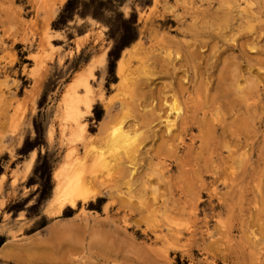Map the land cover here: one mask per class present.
I'll return each instance as SVG.
<instances>
[{
    "label": "rangeland",
    "instance_id": "obj_1",
    "mask_svg": "<svg viewBox=\"0 0 264 264\" xmlns=\"http://www.w3.org/2000/svg\"><path fill=\"white\" fill-rule=\"evenodd\" d=\"M80 75L93 90L85 131L62 103ZM119 121L136 128L137 154L106 152ZM68 154L111 182L58 208ZM262 204L264 0H0V264H264Z\"/></svg>",
    "mask_w": 264,
    "mask_h": 264
},
{
    "label": "bare ground",
    "instance_id": "obj_2",
    "mask_svg": "<svg viewBox=\"0 0 264 264\" xmlns=\"http://www.w3.org/2000/svg\"><path fill=\"white\" fill-rule=\"evenodd\" d=\"M247 3H248V1H247ZM249 10V9H248ZM225 14V13H224ZM226 17L228 18V14L226 15ZM35 59H37L36 57H35ZM35 59H34V61H35ZM33 60V59H32ZM41 61V60H40ZM36 62V61H35ZM61 62V61H60ZM44 63V62H43ZM42 63V64H43ZM40 64H41V62H40ZM41 64V66L40 67H42V69H43V66L44 65H42ZM38 66H39V64H38ZM26 68V67H25ZM28 68H29V66H28ZM27 68V69H28ZM36 68H37V66H36ZM40 69V68H39ZM38 69V70H39ZM25 70V69H24ZM121 71V70H120ZM39 72V71H38ZM37 72V73H38ZM119 72V71H118ZM26 73H28V72H26ZM31 73V72H30ZM35 73V72H34ZM34 73H33V76H34ZM119 73H121V72H119ZM44 74V73H43ZM46 74V73H45ZM40 75V74H39ZM28 76V75H27ZM38 78H39V76H37ZM123 77V76H122ZM45 78V77H44ZM125 78V77H124ZM123 78V80H125ZM90 78H88V76H83V75H80L79 77H77L71 84H69L68 85V87H66V89H65V92L63 93V95H62V103H63V106H64V115H65V117L71 122V124H72V126L75 128V129H77L78 131H83L85 128H84V123H83V120H82V116H83V112H89L90 111V109H91V98H90V94L92 93V84H91V82H90V80H89ZM121 79V78H120ZM32 82H33V80H32ZM234 82V81H233ZM34 83L36 84V82H35V79H34ZM231 83V82H230ZM235 83V82H234ZM31 84V83H30ZM30 84H29V86H30ZM102 84V83H101ZM240 84V83H239ZM28 85V84H27ZM228 85V84H227ZM32 86V85H31ZM34 86V85H33ZM234 86V85H233ZM239 86V85H238ZM235 87V86H234ZM237 87V86H236ZM231 88H233L232 86H231ZM23 89V88H22ZM25 89V88H24ZM34 89V88H33ZM32 89V90H33ZM36 89V88H35ZM40 89V88H39ZM38 89V90H39ZM79 89L81 90L80 92H79ZM223 89V88H222ZM240 89V88H239ZM37 90V91H38ZM233 90V89H232ZM27 91H29V89H27ZM26 91V92H27ZM238 91H240V90H237V92ZM30 92V94H31V90L29 91ZM36 92V91H35ZM223 92V91H222ZM28 93V92H27ZM239 93V92H238ZM237 93V94H238ZM32 95H34L33 93H32ZM32 95H31V97H32ZM37 97V96H36ZM16 97H14V99H15ZM28 98V97H27ZM39 98V97H38ZM13 99V100H14ZM31 99V98H30ZM33 99H36V98H32V100ZM38 100V99H37ZM10 100H8V102H9ZM19 101V100H18ZM17 101V99H16V103H18V105L16 106L15 104V108L13 107L14 105H10V107H12V108H14V109H16V113H14L15 114V116L13 115V112H11V114L9 115V113L7 114V117H8V115H9V117L11 116L12 118H13V116H14V118L12 119V121H16L18 124H19V122H20V120L21 119H23V120H25L24 118H22V115H23V113H24V104L22 105L21 104V102H20V104H19V102ZM28 102H31V101H28ZM40 102V101H39ZM29 104H32V103H29ZM37 104V103H36ZM60 104V103H59ZM33 105V104H32ZM35 107V106H34ZM7 108V106H5V109ZM27 108H29V107H27ZM218 108V107H217ZM216 108V109H217ZM10 110V111H15V110ZM214 109V108H213ZM28 110V109H27ZM30 110V109H29ZM29 110H28V112H29ZM185 110V109H184ZM26 111V110H25ZM171 111L174 113V116H173V119H170L168 116L165 118V126H166V129H167V131H170L171 130V128L174 126V122H175V120L178 118L179 119V116H180V114H181V108L180 107H178V106H175V107H173L172 109H171ZM212 111V110H211ZM30 112H31V110H30ZM214 112V111H213ZM252 112V111H251ZM185 113V112H184ZM5 114H6V112H5ZM36 114V113H35ZM35 114H34V116H35ZM90 114V113H89ZM221 115L223 114V113H220ZM47 115H50V114H47ZM215 115H216V113H215ZM185 116V115H184ZM26 117V116H25ZM181 117V116H180ZM223 117V116H222ZM251 117V116H250ZM56 118V117H55ZM55 118H54V120H55ZM85 118V117H84ZM87 118V117H86ZM85 118V119H86ZM183 118V117H182ZM11 119V118H10ZM51 119V118H50ZM209 119H211V118H209ZM9 120V118L7 119V121ZM205 120V119H204ZM10 121V120H9ZM26 121H28V119L26 120ZM89 121V120H88ZM181 121V120H180ZM208 121H210V120H208ZM11 122V121H10ZM21 122H22V120H21ZM31 122V121H30ZM111 122V121H110ZM120 123H115L116 125L118 124V126H116V127H113V128H111V127H109L108 125V127L109 128H111V130H110V132L108 131H106L105 129H106V124L103 126V127H100L101 129L100 130H102L103 131V133H104V131H106V135L105 136H103L102 135V133H101V135L103 136V138L105 139V141H106V144H107V146L109 147V149H110V151H108V149H107V151L106 152H110V153H112L111 152V150L113 151V150H117V149H120V148H122V149H124V150H126V153H128V155H129V152H131V153H138V150H139V146H140V143H136L135 141H136V136H138L139 134H137L136 135V133L134 132V131H137V130H132L133 128H134V126H133V128L132 129H130V125L128 126V127H126V125L125 126H122L121 125V121H119ZM183 122V121H182ZM206 122V121H205ZM212 122V121H211ZM219 122V121H218ZM7 123V122H6ZM24 123H26V122H24ZM23 123V124H24ZM60 123V122H59ZM123 123V122H122ZM207 123V126H205V127H209V125L208 124H210V122L208 123V122H206ZM8 124V123H7ZM12 124L13 123H10V125L9 126H11L12 128H10V129H13V126H12ZM50 124H52V123H50ZM56 124V123H55ZM112 124V123H111ZM113 124H114V122H113ZM184 124V123H183ZM182 124V125H183ZM244 124V123H243ZM22 125V124H21ZM21 125H19V126H21ZM8 126V125H7ZM14 126H15V123H14ZM52 126V125H51ZM87 126V125H86ZM202 126V125H201ZM22 127V126H21ZM107 127V128H108ZM132 127V126H131ZM180 127V126H179ZM204 127V128H205ZM244 127H246L245 125H244ZM69 128V127H68ZM108 128V129H109ZM214 128V127H213ZM9 129V128H8ZM17 129V128H16ZM201 129H203L202 127H201ZM200 129V130H201ZM209 129H210V127H209ZM208 129V130H209ZM86 130V129H85ZM84 130V131H85ZM205 130H207V129H205ZM212 130V129H211ZM14 131V130H13ZM16 131V130H15ZM22 131V130H21ZM55 131V130H54ZM53 132V131H52ZM203 132L204 131H202V134H203ZM211 132V131H210ZM55 133V132H54ZM53 133V134H54ZM99 133V132H98ZM200 133H201V131H200ZM13 134V133H12ZM15 134V133H14ZM26 134V133H25ZM206 134V133H205ZM209 134V133H208ZM213 134V133H212ZM86 135V134H85ZM141 135V134H140ZM11 136V135H10ZM22 136H23V134H22ZM52 136V135H51ZM55 136V135H54ZM91 136V135H90ZM95 136H97V138H98V135H94V139H95ZM193 136V135H192ZM200 136L202 137V135L200 134ZM205 137H202L203 139L205 138V141H207V136L206 135H204ZM210 136V135H209ZM14 137V136H13ZM18 137H19V135H18ZM24 137V136H23ZM50 137V136H49ZM15 138H17L16 136H15ZM47 138V137H46ZM55 138V137H54ZM92 138V137H91ZM96 138V141L98 140ZM103 138H102V141H103ZM50 139V138H49ZM93 139V140H94ZM182 139V138H181ZM209 139V138H208ZM211 139V138H210ZM90 140H92V139H90ZM90 140L88 141L87 140V142H90ZM92 140V141H93ZM48 141V140H47ZM51 141V140H50ZM58 141V140H57ZM210 141V140H209ZM17 142V141H16ZM49 142V141H48ZM47 142V143H48ZM52 142V141H51ZM54 142H55V140H54ZM54 142H52V143H54ZM183 142V141H182ZM199 142V141H198ZM98 143H99V141H98ZM142 143V142H141ZM60 144V143H59ZM88 144V143H87ZM91 144V143H90ZM93 144H97L96 142L95 143H93ZM101 144V143H100ZM49 145V144H48ZM57 145V144H56ZM55 145V146H56ZM70 145V144H69ZM143 145V144H142ZM51 146V145H50ZM72 146H74V145H72ZM72 146H70V147H72ZM95 146V145H94ZM103 146H105L104 144H103ZM176 146V145H175ZM189 146V145H188ZM199 146V145H198ZM201 146H203V145H200V147ZM13 147V146H12ZM16 147V146H15ZM14 147V148H15ZM68 147V146H67ZM76 147H77V145H76ZM76 147H73V149L74 148H76ZM84 147H86V146H84ZM99 147V146H98ZM101 147H102V144H101ZM101 147H99V148H101ZM190 148H191V146H189ZM188 147V148H189ZM87 148V147H86ZM92 148V147H91ZM93 148H97V145H96V147H93ZM107 148V147H106ZM174 148V147H173ZM51 149V148H50ZM79 149V148H78ZM84 149V148H83ZM121 149V150H122ZM175 149V148H174ZM61 150V149H60ZM81 150V149H80ZM99 149L97 148V151H98ZM101 150V152H99V153H97L96 151V153L94 154V160L97 162H100V164H107V160L105 159V158H103V156H105L104 154H102V149H100ZM189 150V149H188ZM70 151V150H69ZM74 151H76V150H74ZM83 151H85V150H83ZM129 151V152H128ZM17 152V151H16ZM60 152V151H59ZM63 152V151H62ZM79 152V151H78ZM86 152H87V150H86ZM92 152H93V150H92ZM118 152V151H117ZM81 153H82V151H81ZM107 153V154H108ZM114 153V152H113ZM126 153H124V152H122V153H119L121 156L124 154H126ZM236 153H240V152H236ZM63 154V153H62ZM79 154V153H78ZM87 154H88V152H87ZM86 154V155H87ZM91 153H89L87 156H89L88 157V160H89V158L91 157V155H90ZM93 154V153H92ZM115 154V153H114ZM114 154H111V155H113L112 157H114ZM244 154V153H243ZM82 155H83V153H82ZM109 155V154H108ZM119 155V156H120ZM123 155V156H124ZM127 155V154H126ZM127 155V156H128ZM134 155V154H133ZM234 155V154H233ZM247 155V154H246ZM245 154H244V156H246ZM248 155H249V153H248ZM78 156H81V155H75V157H73L72 156V154H71V157L69 156V154H68V158H66V161H65V163L61 166V167H56V168H58L55 172H54V178H55V180H56V183H55V186H54V193H53V196L51 195V202H53L54 204H56V206H58V208H61V207H63V205H65V204H67V205H70L72 208H73V206H75L76 204H77V202L78 201H82V203H83V201H86V200H88L93 194H92V191H91V188L88 186V184H89V180H91V179H87L86 178V176H85V173L86 172H88V173H86V174H89V171H86V170H88V169H86V164H87V162H86V164H85V161L83 160V159H85L87 156H85V157H78ZM130 156V155H129ZM128 156V157H129ZM132 156V155H131ZM65 157V156H64ZM108 157V156H107ZM110 157V156H109ZM117 158H118V155L116 156ZM126 157V156H125ZM232 157V156H231ZM61 158H63V156L61 157ZM116 158V159H117ZM119 158H121V157H119ZM245 158V157H244ZM247 158V157H246ZM243 159V158H242ZM248 159V158H247ZM63 160V159H62ZM93 160V161H94ZM106 160V161H105ZM112 160V159H111ZM119 160V159H118ZM221 160V159H220ZM238 160H240V159H238ZM238 160H236V161H238ZM245 160V159H244ZM61 161V160H60ZM64 161V160H63ZM84 161V162H83ZM90 161V160H89ZM113 161H117V160H114L113 159ZM120 161V160H119ZM242 161V160H241ZM248 161V160H247ZM97 162V163H98ZM111 163H110V165H112V161H110ZM244 162H246V161H244ZM19 163V162H18ZM89 163V162H88ZM114 163V162H113ZM120 163V162H119ZM60 164V163H59ZM116 164H118V163H116ZM237 164H241L240 163V161L237 163ZM245 164V163H244ZM31 165V164H30ZM93 165V164H92ZM96 165V164H95ZM97 165H99V164H97ZM97 165H96V168H100V167H97ZM114 165H115V163H114ZM119 165V164H118ZM118 165L116 166V167H118ZM184 165V164H183ZM186 165V164H185ZM184 165V166H185ZM221 165V164H220ZM56 166V165H55ZM58 166V165H57ZM100 166H102V165H100ZM108 166H109V164H108ZM241 166H243V164L241 165ZM93 168H94V170H95V172H96V169H95V167L94 166H92ZM92 167L89 165V167L88 168H90V169H92ZM115 167V168H116ZM232 167V166H231ZM244 167V166H243ZM33 168V167H32ZM101 169V168H100ZM135 169V168H134ZM232 169V168H231ZM237 169V168H236ZM31 170V169H30ZM132 170V169H131ZM243 170V169H242ZM106 171H108V169H106ZM105 171V172H106ZM110 171H108V173H109ZM241 172V171H240ZM91 173V172H90ZM131 173V172H130ZM28 174V173H27ZM103 176H104V173H101ZM109 174H111V175H113L114 173L112 172V173H109ZM26 175V174H25ZM94 175H96V173L94 174ZM101 175V176H102ZM105 175L107 176V173H105ZM20 176V175H19ZM90 178H92L91 176H89ZM88 177V178H89ZM25 178H27V177H25ZM94 178H96V177H94ZM108 178V177H107ZM106 178V179H107ZM109 178H110V176H109ZM114 178V177H113ZM5 179V178H4ZM3 179V180H4ZM23 179V178H22ZM97 180H93V182H95L96 181V184H100L101 183V185H104V184H106V182H108V183H110L111 181H105V179H104V181L103 182H98V178H96ZM166 179V178H165ZM200 179V177H198V180ZM12 180V179H11ZM54 180V181H55ZM110 180H112V178L110 179ZM15 181H17V180H15ZM236 181V180H235ZM6 182V181H5ZM21 182V181H20ZM92 182V181H91ZM90 182V183H91ZM92 182V183H93ZM4 183V182H3ZM103 183V184H102ZM10 184V183H9ZM13 184H15L14 182H13ZM230 184V183H229ZM242 184V183H241ZM17 185V184H16ZM95 185V184H94ZM232 184H230L229 185V188H230V186H231ZM5 186H7V185H5ZM92 186V185H91ZM98 187V186H100V185H95V187ZM24 187V186H23ZM95 187H94V189L93 190H95ZM111 187H113V186H111ZM12 188V187H11ZM10 188V189H11ZM199 188V187H198ZM33 189H35V187L33 188ZM9 190V189H8ZM97 190H98V188H97ZM129 190V189H128ZM31 191V190H30ZM96 191V190H95ZM218 191V190H217ZM36 192V191H35ZM218 192H220V191H218ZM226 192H228L227 190H226ZM7 193V192H6ZM94 193V192H93ZM99 193V192H98ZM101 193V192H100ZM27 194V193H26ZM102 195V194H101ZM230 195V194H229ZM15 196V195H14ZM128 196V195H127ZM9 197V196H8ZM12 197H13V195H12ZM236 197V196H235ZM94 198V197H93ZM164 198V197H163ZM223 198V197H222ZM130 199V198H129ZM132 199V198H131ZM130 199V200H131ZM167 199V197H165V199H163V200H166ZM4 200V199H3ZM50 200V199H49ZM48 200V201H49ZM35 203V202H34ZM87 203V202H86ZM5 204V203H4ZM161 204V203H160ZM159 204V205H160ZM163 204H165L164 203V201H163ZM83 205V204H82ZM158 205V206H159ZM173 205V204H172ZM262 205H264V204H262ZM45 206V205H44ZM170 206V205H169ZM260 206H261V204H260ZM0 207H2V206H0ZM47 207V206H46ZM80 208V207H79ZM81 208H82V206H81ZM80 208V209H81ZM179 208L181 209L182 208V206L180 207L179 206ZM193 208H195V207H193ZM260 208V210L262 211V206L261 207H259ZM262 208V209H261ZM179 209V212L181 211ZM183 209V208H182ZM225 209V208H224ZM254 209H255V207H254ZM257 209V208H256ZM253 210V209H252ZM49 211V210H48ZM81 211V210H80ZM156 211V210H155ZM163 211V210H162ZM54 212V211H53ZM57 213V212H56ZM81 213H82V211H81ZM181 213V212H180ZM230 215V214H229ZM229 215L227 216L228 217V219L227 218H225V219H227V220H225V222L224 223H228L229 224V222H228V220H229ZM250 216V215H249ZM188 217H189V215H188ZM104 219V218H103ZM152 219V218H151ZM150 219V220H151ZM156 220V219H155ZM187 220H188V218H187ZM192 220V219H191ZM194 220V219H193ZM152 221V220H151ZM227 221V222H226ZM153 222V221H152ZM193 222V221H192ZM164 223H166V222H164ZM155 224V223H154ZM152 225V224H151ZM153 226V225H152ZM219 226V225H218ZM228 225H226V227H227ZM218 228V227H217ZM228 228V227H227ZM183 229H184V227H183ZM219 229V228H218ZM175 230V229H174ZM178 230V229H177ZM187 230V229H186ZM166 231H168V229H166ZM179 231V230H178ZM219 231V230H218ZM225 231V230H224ZM224 231H222L223 233H224ZM114 232V231H113ZM175 232H177V231H175ZM160 233L161 234H163L162 233V231L160 230ZM168 233V232H167ZM222 233V234H223ZM109 234V233H108ZM116 234V236H117V233H115ZM130 234V233H129ZM168 234H170V235H168ZM168 234H166V236H172V237H174L173 236V234L172 233H168ZM180 234V233H179ZM191 235V234H190ZM190 235H189V233H188V237H190ZM224 235H225V233H224ZM109 236H110V234H109ZM119 236V235H118ZM160 236V235H159ZM220 236H221V234H220ZM223 236V235H222ZM221 236V237H222ZM111 237V236H110ZM115 237V236H114ZM184 238H185V236H184ZM187 238V237H186ZM218 238V237H217ZM111 239H112V237H111ZM115 239H117L116 237H115ZM168 239H170L171 240V237L170 238H168ZM173 239V238H172ZM257 239V238H256ZM113 240V239H112ZM112 240H110V241H112ZM174 240V239H173ZM173 240H171V241H173ZM176 240V239H175ZM175 240L173 241V242H175ZM219 240H222V239H220L219 238ZM218 240V241H219ZM182 241V240H181ZM224 241V240H223ZM227 241H228V239H227ZM117 243H118V239H117V241H116ZM172 242V243H173ZM184 243H185V241H183ZM259 242V241H258ZM114 243V242H113ZM112 243V244H113ZM189 243V242H188ZM210 243V242H209ZM211 243H212V241H211ZM251 243H253V239H252V241H251ZM221 244V243H220ZM219 244V246H221ZM254 244V243H253ZM115 245V244H114ZM216 245V248L218 249L219 247L217 246V244H215ZM116 246V245H115ZM210 246V245H209ZM208 246V247H209ZM227 246V245H226ZM207 247V248H208ZM211 247V246H210ZM209 247V248H210ZM214 247V246H213ZM105 248V247H104ZM150 248V246L148 247V249ZM151 248H152V246H151ZM184 248V247H183ZM153 250H155V249H153ZM213 250H215L214 248H213ZM224 250H226V249H224ZM231 250V249H230ZM158 251V250H157ZM157 251L155 250V252L157 253ZM216 251V250H215ZM221 251V250H220ZM250 251V250H249ZM221 252H223V251H221ZM160 253V252H159ZM236 253V252H235ZM162 254V253H161ZM164 254V253H163ZM233 254V253H232ZM252 254H254V253H252ZM167 255V254H166ZM166 255H164L165 257H166ZM161 257V256H160ZM254 257V256H253ZM164 258V257H163ZM249 258H250V256H249ZM251 258H252V256H251ZM255 259V258H254ZM254 261V260H253ZM252 260L251 261H248V262H253ZM254 262H256V261H254ZM234 264H235V262H234ZM254 264V263H253Z\"/></svg>",
    "mask_w": 264,
    "mask_h": 264
}]
</instances>
